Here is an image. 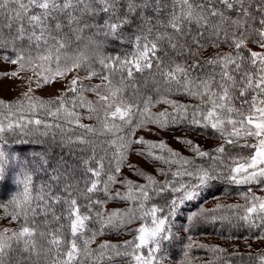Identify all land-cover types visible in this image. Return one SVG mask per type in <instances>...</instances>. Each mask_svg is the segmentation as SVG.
<instances>
[{"label":"snow or ice","instance_id":"snow-or-ice-1","mask_svg":"<svg viewBox=\"0 0 264 264\" xmlns=\"http://www.w3.org/2000/svg\"><path fill=\"white\" fill-rule=\"evenodd\" d=\"M101 15L106 19L102 26H98V31L113 41L134 43L135 51L131 58L123 61L118 57L101 58L100 72L90 66L87 76L73 77L66 92L62 93V96L67 92L73 94L71 110L61 97L55 101L33 97L32 78L28 80V91L22 94L28 100L27 111L22 103L14 110L12 104L0 101V105L8 109L6 114L0 113V188L15 179L18 170H23L19 173L23 177L22 192L11 198L9 204H0V207H11L13 211L6 214H10L13 220L22 216L25 224L19 231L7 228L0 231V264H14V261L15 264H40L41 255L50 256L51 264H104L105 261L113 264L116 259L128 257L135 264H161L158 253L163 243L175 239L171 217H178L187 204L197 201L219 181L264 183V99H257L264 96V0H0V31L5 27L11 31L18 24L14 40H27L29 46L27 56L21 51L15 59L4 57L6 61L19 65L18 70L10 75L16 77L27 64L34 72L36 86L41 87L74 69H81L88 60L79 56L70 67H59L60 52L67 46L62 33L65 27L71 30L74 25L84 24L85 17L91 19ZM4 20L7 24L3 23ZM249 42L256 43L262 51L248 50ZM222 44L227 45L230 51L216 52L206 58L202 56L204 49H218ZM33 46L37 53L35 57L31 54ZM53 49L57 68L54 71L49 68L44 74L43 63L53 61ZM245 50L249 52L248 56L243 54ZM42 51L47 54H41ZM109 60L113 70L116 65L121 70L127 69V77H122V82L133 79L137 73H152L154 77L158 74L169 93L175 85L178 92L199 98L201 103H178L166 99L163 102L171 106V111L165 109L158 113L150 111L152 97L145 99L143 109L124 100H119L117 104L120 88L101 95L99 90L108 85L83 84L84 79L97 76L110 84V76L104 74V70L110 68ZM84 91H94L98 97L97 101L87 102L89 112H97V103L104 104L103 117H97L101 121L99 128L81 123L80 115L75 112L76 95ZM250 92L256 94L248 100ZM80 100L83 101L84 97L80 96ZM53 103H59L55 112L49 110ZM79 106L84 105L81 103ZM134 107L142 119H134ZM61 110L67 117L74 118L75 126L84 129V134H72L60 140L52 134L48 149L31 157H22L7 149L9 137L19 135L28 138L20 139L18 143L21 145L34 140L37 145L43 146L44 141L38 138L48 137L53 128L67 133L68 129L61 124H49L37 116L41 111H47L49 116H58ZM116 118L121 121L120 124L115 122ZM149 123L161 130L185 123L189 129L203 125L218 132L222 143L208 152L201 150L191 139L176 137L189 146L195 158L208 157L213 161L208 166L197 165L195 158L182 156L164 140L151 141L144 136L130 138L137 129L152 131L147 128ZM122 130L125 136L119 139L129 138L126 143L119 144L113 153L116 166L114 171L107 173V180L102 181L107 155L96 160L94 142L88 134L103 136ZM250 138L256 142L247 143ZM241 140L245 143L241 144ZM105 143L114 147L117 140L101 141V144ZM133 144L144 146L137 150V155L169 165L167 170L156 169L165 179L157 180L129 164L146 182L119 181L127 185V192L122 194L117 191L108 195L107 199H124L132 202L133 206L106 212L102 208L106 200H93L91 197L101 190L109 193V185L118 182L116 177L121 172L126 150ZM89 145H93V154L86 156ZM228 146L233 150L250 148L254 152L250 156H232ZM57 147L59 154L54 152ZM165 152L167 156L163 154ZM172 165L178 167L173 170ZM35 173L47 177L39 190L33 183ZM168 176L174 179L169 180ZM177 177L190 179L180 181L175 179ZM82 182L85 184L83 190L79 187ZM169 195L171 199H167ZM81 197L87 201L85 205L80 204ZM155 198H164L165 203H152ZM245 199V205L228 207L244 208L245 214L239 218L249 225L255 224L258 219L259 227L264 228V198L252 196L249 200L246 196ZM57 206H61L60 212H57ZM97 206H100L99 210H96ZM220 207L216 205V209ZM82 208L87 209V214L82 212ZM216 209L201 206L198 211H190L184 231L190 232L201 217H207ZM38 216L43 217L40 223L36 219ZM65 219L70 220L68 233H65L66 226L61 223ZM93 219L100 228L86 236L88 223ZM137 219L148 223H141L134 230L137 232L134 240H125L122 244L104 241L96 249L90 248L96 235H102L105 228L118 231ZM212 219L215 222L227 217L213 216ZM41 225L46 231L37 233ZM37 234L45 238L47 250L44 253L37 246ZM81 237L86 238L80 242ZM192 246L187 245L188 249ZM65 248L67 251L63 250ZM128 248L132 251L129 252ZM144 248L148 249L146 255L140 251ZM184 255L187 257L188 252ZM260 260L264 264V256Z\"/></svg>","mask_w":264,"mask_h":264},{"label":"trees","instance_id":"trees-1","mask_svg":"<svg viewBox=\"0 0 264 264\" xmlns=\"http://www.w3.org/2000/svg\"><path fill=\"white\" fill-rule=\"evenodd\" d=\"M106 17L104 16H97L91 19H88L85 17V23L80 25H74L72 29L70 30L68 27H65L64 32L62 35L64 36V40L66 43V47L61 50L60 52V63L63 62V64L67 66H71V64L74 62L75 58L79 56L80 58H87L88 62L79 70L80 73H88V70L91 67L94 68L95 71L100 72L101 71V65L99 64V60L104 57H111L113 59L119 58L121 61H123L125 58H131L135 51V45L134 43H120L113 41L111 38H106L102 31H98V26H102L104 20ZM4 24H7V20L3 21ZM91 27H88V26ZM18 27V24H15L11 31H9L6 27L0 31V56L1 57H9L16 58L18 54H20L21 51L24 52L25 56L29 53V46L28 41L24 40L23 42L14 40L15 34H16V28ZM82 29V30H81ZM126 31H130L127 30ZM249 44H256L249 42ZM248 49V48H247ZM249 50V49H248ZM230 49L227 45H221L218 49L213 47H208L202 51L203 57H208L210 55H213L216 52H228ZM31 54L33 57L37 55L34 46L31 51ZM41 54H47L46 52L42 51ZM245 56L249 55V52L247 50L243 53ZM53 61L51 63H43L46 66V69H49L55 65H57L55 61V50L53 49ZM38 63V61H35ZM110 68L104 70L105 75L110 76L109 82L104 81L101 77H93L95 80L88 81V83L84 85H98V84H106L108 85L105 88L100 89L101 95H108L110 90L120 88L121 92L119 93V98L117 100V104L119 103V100H124L128 103L133 104L134 106H139L141 109L144 107V101L148 97H152V106L150 107V111L152 113H158L162 110L167 109L168 111H171V106L167 103H164V100H172L176 101L178 103H188V104H200L201 101L199 98H192L187 95L181 94L178 92L175 88V85L172 86V91L169 93L167 90V85L164 84V82L159 78L158 74L154 75L152 73H137L135 74L134 78L131 80H126L125 82H122V77H127V69L121 70L118 65L115 66L113 70L112 62L111 60L108 61ZM62 64V65H63ZM84 83V82H83ZM90 94V95H88ZM256 93L250 92L247 99L251 100L252 95H255ZM80 96L84 97V100H80ZM261 96H258L260 98ZM61 99H63L67 105V108L69 110L72 109V100H73V94L71 92H67L66 95H64ZM43 100V99H42ZM47 100H56V98L53 99H46ZM77 100V107L75 108V112L80 115L81 120L80 122L83 124L91 125L100 127L101 121L97 120V117H103L104 115V104L103 103H97L95 107L97 108V112H89L87 109V102L89 101H97L98 97L94 91H84L82 93H78L76 95ZM160 101V102H157ZM83 104L84 106H79L80 104ZM7 104V103H4ZM12 104V103H9ZM59 107V103H53L50 106V111L55 112L56 109ZM115 107V105L113 106ZM56 108V109H54ZM13 109H17L16 106L13 105ZM8 109L5 108L3 105H0V113H7ZM27 111V110H26ZM191 111V110H189ZM134 112V119L140 120L142 119L138 112H136L135 107L133 108ZM37 116L41 119H43L46 123L49 124H61L63 128H67V133L62 132L60 129L53 128L51 130V134L48 137H39L38 139L43 140L44 144L43 146L37 145L34 140L32 143H27L25 145H21L18 143L20 139H28L24 137H20L19 135L15 137H9V144L7 145V149L9 151H13L19 155L31 157L34 154H37L39 152L45 151L48 149V146L52 143V134L56 136L57 140H60L61 138L67 139V136L75 134V135H82L84 134V129L76 127L75 126V120L74 118L67 117L63 110H61L60 114L58 116H49L47 114V111H41L37 113ZM92 117V118H89ZM15 119V117H13ZM71 120L72 123L68 124L67 121ZM116 123L120 124L121 121H119L118 118L115 120ZM230 127V126H229ZM148 129L157 128L153 124L147 125ZM163 132H170V131H182L187 132L195 136H202L205 139H209V145L208 146H199L201 150L212 152L214 148H216L220 143H222V140L220 139L219 133L212 130L210 127H204L201 125L200 127H195L189 129L187 123H185L182 126L177 127H169L167 129H159ZM142 131L143 129H137ZM136 130V131H137ZM135 131V132H136ZM145 131V130H144ZM89 139H91L94 142L95 150H96V160H99L101 156L107 155V159L104 160V166H105V172L102 173L101 179L102 181L107 180V173L111 170L114 171L115 168V159L113 157V153L117 151V148L119 144L126 143V139L129 137H126L125 140H120L119 137H124L125 132L122 130L121 132L117 134H107L103 136H95L92 134H88ZM133 136V135H132ZM132 136L130 137L132 139ZM117 140V145L114 147H109L106 143L101 144V141L106 140ZM159 141V140H158ZM241 144L245 143L244 140L240 141ZM249 143V142H247ZM168 144V143H167ZM169 147H171L173 150L178 151L182 156L188 157V158H195L194 152L191 151L187 146L185 147V150L187 154L182 153L183 148H174L170 144H168ZM131 145L126 150V154L134 153L135 150H130ZM231 152L232 156L243 155V156H250L254 149L250 148H237L232 149L231 146H228ZM93 145L88 146V151L85 153L86 156H91L93 154ZM55 154H59L60 149L57 147L54 149ZM79 155V153H77ZM167 156V153H163ZM215 154V153H213ZM151 162H156L153 160L148 159ZM111 161V163H109ZM195 163L197 165L202 166H208L213 163L211 159L208 157L204 158H195ZM95 166V164H94ZM163 169L167 170L169 165L162 164L161 165ZM173 170H175L178 166L172 165L171 166ZM23 171L22 169L18 170V172L15 174V179H13L10 183L6 184L3 188H0V204H9V201L11 198L17 196L20 192L23 190V177L21 176V184H19V176L20 172ZM119 174L117 175V177ZM116 177V178H117ZM157 180H163L165 177L159 176L157 178L154 176ZM169 180L174 179L171 176L167 177ZM176 180L180 181H186L190 178L187 177H177ZM47 180V177L43 176L40 173L33 174V183L37 190H39V187L42 183H44ZM146 182V181H145ZM144 182V183H145ZM113 183L109 185V193H104L102 190L98 191L97 193L92 195V199H100V200H106V203L102 205L103 210L105 211V205L112 199H107L108 195H111L110 193V187ZM143 184V183H142ZM262 183H251V184H235L228 181H219L215 185L211 187L210 190L205 191L202 196L197 200L193 201L189 204H187L184 207V210L179 213L178 217H171V227L173 233H175V239L164 242L162 245L161 251L158 253V257L160 259L161 264H261L260 257L264 256V239L261 237H264V228L259 227L260 221L257 219L255 221V224L249 225L246 222H244L239 217H242L245 214L244 208H236V207H228V206H234V205H245L246 199L245 197H249V200L252 196L258 197L253 191V189L258 188ZM80 189L83 190L85 188V184L82 182L79 185ZM100 188H103V184L100 185ZM249 189H251V192H249ZM35 195V193H33ZM216 197H223L226 200H223L222 202L216 203L214 205H205L204 202L211 200L212 198ZM230 197L240 198V200L244 201L243 203H239L237 201H229ZM167 199H171V196H167ZM80 204L85 205L87 201L81 197L80 198ZM152 203H156L158 205H163L165 203L164 198H155L153 199ZM219 204L221 207L219 209H216V205ZM201 206H203L204 209H216L214 212H212L207 217H201L200 220L193 225L190 232H185L184 229L187 227L186 225V217L190 214V211H198L200 210ZM66 207V206H65ZM100 206H97L96 210H99ZM2 210L1 212L13 222L14 227H8L7 225H4L1 223L0 225V231H3L5 228L11 229L14 231H19L24 224V219L21 216L19 220H13L12 216L10 214L13 209L11 207L5 209L3 207H0ZM61 206H57V212H60ZM82 212L84 214H87V209L82 208ZM67 215V213H65ZM139 215V213H137ZM215 216L217 218L219 217H227V219L220 220L217 219L215 222L213 221L212 217ZM37 222L40 223V221L43 220V217L38 216ZM50 219V217H49ZM144 223H148V221H143ZM66 227L64 229L65 233L69 232V228L67 227L70 225V220H63L61 221ZM124 227V226H123ZM100 228L99 223L93 219L92 222L88 223V230L86 233V236H90L93 231H98ZM123 229L122 227L120 228ZM120 229L117 231L116 229L112 228H105L104 233L102 235H96L95 239H98L96 242V245L91 247L92 249H96L98 245L104 241H108L110 243L114 244H122L124 239L117 240L114 238L115 236L119 235ZM46 231V229L41 225L37 229V233ZM121 232V231H120ZM204 236H210V237H218L222 240H245L248 243V241H255L256 239L262 240L263 243L262 247L250 249L247 245L241 250H237L234 252H226V248L217 247L214 245H211V243H205L202 241L201 237ZM69 239H71L70 235L68 236ZM86 237H81V241ZM36 243L38 248L40 249L41 253L46 252L47 245L45 238H42L39 234L35 237ZM131 241V240H129ZM240 244L243 245V243ZM192 244L193 246L191 249H188L187 245ZM199 245H205V247H199ZM13 247H15V242H13ZM213 248L222 249L223 251H213ZM64 251H67V249H63ZM129 252L132 251V248L127 249ZM121 251H124V249H121ZM148 249L144 248L141 249V252L143 254H147ZM188 252V256L185 257L184 253ZM54 254V253H53ZM35 260V257L33 258ZM15 264V261H14ZM40 264H51V257L50 256H44L41 255L40 257ZM91 264V262H90ZM104 264H108L107 261L104 262ZM113 264H135V261L131 259V257H128L126 259H116Z\"/></svg>","mask_w":264,"mask_h":264},{"label":"rangeland","instance_id":"rangeland-1","mask_svg":"<svg viewBox=\"0 0 264 264\" xmlns=\"http://www.w3.org/2000/svg\"><path fill=\"white\" fill-rule=\"evenodd\" d=\"M247 48L251 51L255 52H260L262 49L257 45V44H249L247 45ZM15 59V58H11ZM38 63H40L38 61ZM61 62L59 64V67L64 68V67H70L63 64ZM46 65L43 64V68L45 70L44 74H47V69L45 67ZM19 68V65L17 64H12L9 61H6L3 57L0 56V101H3L4 103H12V105L16 106L17 108L20 107L21 103L23 105V109L26 111L27 110V104L28 100L27 98L23 97V93L28 91V80L29 78H32V83H31V88H32V93L31 95L33 97H37L43 100L46 99H53L57 97H63L62 93L66 92L67 86L69 81L73 79L75 76L79 77H85L87 76L88 73H80L77 70H73L71 72L66 73L62 78H56L55 81L50 82L47 85H43L41 87H37L35 80L36 77L34 76L33 70L25 64V70H21L18 72V75L16 77H13L10 75L11 72L17 71ZM57 68V65L52 67V70L54 71ZM37 72L40 71V69H36ZM7 74V75H6ZM95 80L94 78L91 79H84L83 84L88 83V81ZM86 92V91H85ZM90 95V94H88ZM260 99H264V96H261L258 98V101ZM56 109V108H54ZM111 110H115V107H113ZM151 129V128H150ZM152 131H147V130H137L134 135L132 136V139H136L139 136H144L145 139L151 140V141H158V140H164L168 144H170L174 148H183L184 154H187L185 147L188 145H185L181 142H179L176 137H182V138H188L191 139L194 144L199 145V146H208L209 145V139H205L202 136H195L187 132H182V131H170V132H163L158 130L157 128L151 129ZM247 142L249 144L255 143L256 141L254 139H249ZM143 145L139 144H133L130 147V150H135L134 153H129L125 156V161L124 163L120 166L121 167V172L119 173V176L116 178L118 182L113 183L112 186L110 187V193L111 195H114L117 191H119L122 194H125L127 192V185L126 184H121L119 181L123 180H130L135 182L136 184H142L145 182V179L136 174V171L134 168H130L128 165L132 164L135 165L137 168L145 172L146 174H150L153 176H156L159 178V174L157 173L156 169L162 168L163 162H151L145 157H141L136 154L138 149L143 148ZM186 147V148H187ZM189 148V147H188ZM254 152V151H253ZM151 160V159H150ZM21 175L19 176V184H21ZM254 193L258 195V197L264 198V183H262L258 188L253 189ZM223 200H226L223 197H216L212 198L211 200H208L204 202L205 205H214L216 203L222 202ZM229 201H237L239 203H243L244 201L240 200V198H235V197H230L228 199ZM132 205V202H129L124 199H112L110 200L106 205H105V211L110 212L113 209H125L128 208ZM0 209V225L1 223L4 225H7L8 227L13 228L14 224L11 222L9 218H7ZM141 223H144L142 220H135L133 223H130L124 227L123 229L117 233L119 235L115 236L117 240H134L135 236L137 235V232L134 231L136 228L140 226ZM202 241L205 243H211V245L217 246V247H225L226 252H234L237 250H241L246 245L252 249L251 246H253V249L260 248L262 247L263 243L261 242L262 240L256 239L255 241H248V243H243L246 242L245 240H222L221 238L218 237H210V236H204L201 237ZM98 239H94V241L90 244L91 247L96 245ZM240 241L242 244H240ZM141 251V250H140Z\"/></svg>","mask_w":264,"mask_h":264}]
</instances>
